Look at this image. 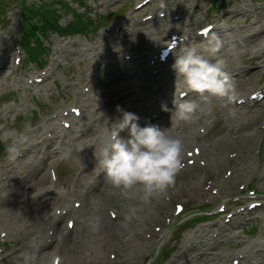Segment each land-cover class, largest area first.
<instances>
[{"label":"rangeland","instance_id":"374dc122","mask_svg":"<svg viewBox=\"0 0 264 264\" xmlns=\"http://www.w3.org/2000/svg\"><path fill=\"white\" fill-rule=\"evenodd\" d=\"M33 1L41 3L47 2L55 6L56 8L62 6V10L59 11L60 23L62 26H65L72 20L73 13L66 9L67 6L63 5L64 2H60L57 0H27V2L29 3ZM66 1H68L72 5V7L76 9L77 13L83 14V12H87V14H90L91 17L86 14V16L89 18V21L92 22L94 20V25H100L102 27L97 32H95L94 29L88 30V32H86L87 35L85 34L86 37L84 35L77 37H63L58 35L56 32L48 35L47 39L44 40V45L46 46L45 52L46 54H48V57L46 63H44V66L42 68H45L46 65L47 68L45 70H48L49 67H52L54 71L53 78L48 79L45 83H42L39 86H34V84L28 85V83L24 79L17 85H15L11 80H8L7 83L10 86L9 88L5 87L4 85L6 81L2 84V86H0V132L8 131L11 134L8 139L0 142V167H2L5 161H7L4 156V150H2V148H5V145L10 142L12 137L18 136L19 134L23 133L28 137L27 142H32L34 140V130L38 127H44L46 125L45 124L42 126V124L47 121L48 115L57 110H65L66 108H69V106L72 105V99L75 96L79 95V92L82 89V84H86L92 81V83L95 85V91L93 92L92 96L97 99L101 95L102 99H106V97L104 96L105 89H109L110 87L112 89H117L119 88L118 82L120 80L133 79L135 75L128 77L125 74V77L124 72L125 70H127V67H131V63L134 61V59L125 62V65H123L122 63L111 69L109 68L110 73L114 71H116V73L110 79L108 78L105 81L106 85L104 87L105 89L103 90H101L98 82H94V76L92 75V73L97 68L96 62L100 59L99 57L106 51L109 55L115 53V50H121L120 48L123 47L125 49L123 53L129 52V54L133 55L134 58H136V56H140V53L142 54L148 51V47L144 46L147 45L149 39L152 40V36L149 35L148 32L152 30L157 31L160 27L165 26L166 20L158 19L156 17V19L147 22L145 25H142L140 21H142L141 18H143V16H145L149 12L156 13L155 9L159 10L158 4L163 1L165 2V5L167 3L171 9L176 7L179 11H183V14L181 15L183 16L182 21L184 27H186L187 25L189 26V24L191 23H194L197 26H199L200 23H203L206 17L204 15L206 10L211 5H213L214 9L218 8V18L221 19V17L223 16V20H221V26L223 29L221 37L226 40L225 44L228 43V41H235L234 43L232 42L233 44H235L233 46L231 45L227 47V45H223L225 46V48H231L234 55L232 57V61L238 62V64L242 68H253L256 64H258V59L260 58V56H257L254 60L252 59V56L254 54V38L249 37V35L250 33H257L259 32V30H264V0H184V2H180V0H155L156 2L145 9V11H142L143 13L140 12L138 14L134 7L136 3L139 2V0H82L84 3L82 7H79L77 3H72L71 0ZM20 3L21 0H0V61H5L7 62V64L9 63L8 65L11 66L14 65L15 62L12 63V61L15 59L14 53L17 50L19 56L24 59L23 72H27L29 75H38L39 73L37 70H35V65L28 64L27 55L22 51L20 52L17 47L19 44L20 36ZM235 10H239L240 12L236 14ZM217 12L212 14L210 18L213 19ZM118 13H123V16L117 20L115 18L117 16L116 14ZM124 19H131L137 23L136 27L138 33L136 35L133 34L129 37L128 33L124 34L122 32L118 34V32H116L115 30L108 31L110 27H113L116 23L121 22ZM105 26L108 27L105 28ZM190 28L191 27H187V29ZM109 32H111V34ZM220 33L221 32L218 31L215 35L219 37ZM258 37H260V39L263 38L262 36ZM256 39L258 42L259 39ZM74 42L77 43L73 44ZM141 46H144L143 49L140 48ZM241 54H245V56H241ZM260 55H264V49ZM138 65L139 63L134 64V66ZM20 74L22 75V78L27 75L25 73ZM27 79L29 80V77H27ZM105 79L106 78H103L102 81H104ZM141 82L145 84L149 83V81L145 79ZM257 84L258 83H255L253 85ZM2 89L6 90V92H2ZM116 101H121V98L118 97ZM106 102H108V99H106ZM130 103L136 104V101L132 100L129 102V100H126L125 105L128 106ZM97 108H100V106H97ZM116 114V109L113 108H109V110H102V115L105 116L113 117L114 115L116 117ZM86 117H89V115L86 114L85 118ZM263 118L264 115H258L253 119L249 118V123H247V125L244 124V126H246L247 128L255 126ZM96 123L98 124V122ZM106 123L107 122H105L103 125H106ZM222 123V119H219L218 126H221ZM229 129L230 128L225 129L224 132H229ZM219 132L220 130H218V133ZM100 134H104V131H100ZM106 136L107 133L104 139L106 138ZM104 139L101 138L100 141ZM212 141L215 142V139ZM72 143L73 140L70 139L67 142V145L61 146L64 150V154L61 155L60 158L63 161L60 160V165L57 166L59 176L62 177L60 179V182L62 183L58 188L63 190H65L67 187L66 183L69 182L70 175L72 174V177L74 176L72 171V166L74 167L75 165L72 162L75 156L74 151L76 153H79L80 155H82L86 151L81 143H77L74 145ZM56 147L59 148L60 144L59 147ZM261 153H263V151ZM214 156L215 155H213L212 158L207 157L206 160H211L217 157ZM43 169H45V167H43ZM94 169H97V166ZM258 173H256V176L253 177L248 178L246 176L245 179L238 177L232 187L222 188L223 191L219 189L217 183H215L216 185H207L210 180H214L213 178H204L203 180H201L200 184H198V188L196 189V191H193L188 196L189 199L188 202H186L187 205H184V212H187L186 215H183L182 217L181 215L183 213H179L178 215L176 214L175 204L184 201V199H170V196L168 195V208L171 205L172 213L175 212L176 215L168 217L171 218L170 220H166V218H163V220H161L160 222L156 221L154 223V226L159 224L158 226H156L158 237L153 239L154 243L149 249H147L146 255L144 256L145 258L143 259L141 264H174L173 261H175L176 258L180 257L177 256V254H179L182 246L185 245V242L182 241V239L186 238L188 234H190L198 227H201L202 225H211V222L202 221L194 226V223L198 219V216L205 212L204 210H206L207 208H214L213 210L217 211V208L220 209L221 207L225 206L226 210L223 212V215L218 218V220L221 219V221L226 214L232 213L236 209L243 208L237 207L239 204L236 203H232L230 206H228L222 203V199L214 200L212 205L206 206L205 203L210 200L209 197L211 194L213 195L215 193L227 192V190L229 189L228 191H232V195L239 194L242 196H247L249 198V201H251L252 199L254 200L263 198L262 196H257L254 194V189H256L257 192L264 194V186L259 185V175L261 176V174L260 172ZM173 188L174 187L171 185L166 192L169 193V190L171 192ZM206 191L209 193H207ZM166 194H162L161 197ZM4 195L8 196V191H5ZM196 196L200 198V200L198 202L191 201ZM63 199H67L66 203L72 206L75 197L67 196L66 198L65 195ZM120 199H122V202H126L124 198L120 197ZM235 199L236 198L226 200V202L229 203ZM249 201H245L244 204L248 205ZM65 204L58 202L55 203L54 206L51 207V214L53 213L54 208H62L63 206H66ZM8 208L9 207H6L5 209ZM4 211L5 210H3V212ZM107 211L108 208L106 209V215H108ZM125 217L126 215L121 213V216H119V220H124L125 222H127V219H125ZM66 220H64L62 223L64 228H66ZM213 222L215 223L216 220ZM127 225H130V223L127 222ZM146 225L148 227L149 223H147ZM149 226L151 228H154L153 225ZM253 226L256 227L257 230L252 236L247 235L246 232L248 228ZM141 228L142 227L138 226V228L136 229V233L141 230ZM242 228L245 229L244 232L246 236L240 235V237H238L237 239L240 238L239 241H245V243L242 245L243 248H237L236 243L238 241H235L232 238V241L229 242L228 245L226 244L221 247L219 246L217 249H214L212 251V256L214 257V259L211 263L231 264V258L233 256H229V254L243 250L245 247L249 248L250 252H253V250H257L258 246H260L259 242L262 243L264 241V229L262 228L261 222L258 220L250 221L247 226H243ZM127 229L130 230V227H128ZM3 234L4 233H0V251L3 250L4 252L0 253V258L1 256L6 257V260L2 262L0 261V264H8L11 258L17 256L18 253H20L25 248L27 242L31 240V237L27 236L24 240H16L13 237H2ZM114 235L116 237L122 236L120 232L117 231V228L114 232ZM125 236L126 237L123 242L125 251H130L132 250L131 248L134 249L135 243L136 245H140L141 243H143L142 236L138 238L139 241L134 238L129 239L128 233L125 234ZM4 240L5 242L3 243L2 241ZM110 247H112V245H110ZM110 250L111 249L105 250L102 256L96 255L99 258H95L93 259V261L97 262V264H121L118 261L114 260L115 258H117L116 252H112L109 254ZM47 251H50V256L48 257V263H50V260L52 259L54 254H57V251H55L54 247L52 246L48 248ZM96 251V249H93V254L97 253ZM166 251H169L168 256L165 255ZM53 252L54 254H52ZM58 252L59 256L60 254L62 256L64 251L59 250ZM103 256L104 258L101 261V257ZM34 264L36 263L34 262Z\"/></svg>","mask_w":264,"mask_h":264},{"label":"bare ground","instance_id":"6f19581e","mask_svg":"<svg viewBox=\"0 0 264 264\" xmlns=\"http://www.w3.org/2000/svg\"><path fill=\"white\" fill-rule=\"evenodd\" d=\"M180 2H184V0H180ZM175 14H182V11H179L176 8ZM170 23V21L167 22L166 27H161V30H158L157 32L154 30L150 32V35L155 36L152 39V43L149 46H152L153 48L161 41L162 38L165 37L167 26ZM175 25H173L174 27ZM159 35V37H158ZM254 44H256L259 49L262 50L264 42L258 43L257 41H254ZM2 50V49H1ZM260 50V51H261ZM104 54V53H102ZM219 55L223 56L227 62H231L232 55L230 52H228L227 49L224 47L221 48ZM104 60L101 61V64H104ZM97 64H100V61H97ZM239 77L234 80V89L237 93H242L247 87V83L250 81H254L258 76L261 77L262 70H238ZM170 76V75H169ZM169 76H162L161 74L158 75L155 78V83L157 86H159V92L155 93L154 88L155 84H149L143 88V91L146 92L144 96L131 94L127 95L123 98L130 97L136 100H139L140 106L138 109H145L148 110L151 104L153 105H161L162 103H165L164 98L169 96L171 93L170 88L172 85V91H174L177 87L181 86L180 84H171L166 79ZM98 81H101L100 78H97ZM119 88L112 89L111 87L109 89H105L104 86L101 88V90L105 89V97L108 99V102H106V99H102L101 95L97 99L98 104L104 106V109L109 110V108L116 109L117 101L115 100V97L124 91V89L131 85L132 82H126L125 80H120L119 82ZM153 87V88H152ZM190 97V96H189ZM242 97V96H241ZM193 100H196V102L200 105H204L205 100H203L200 97H193ZM218 100V99H216ZM238 100L234 102L231 106L232 109H237ZM92 101V100H91ZM214 101V100H213ZM212 101V103H213ZM218 102L213 103L214 104ZM123 100L120 104L122 107ZM243 104V103H242ZM119 105V104H118ZM200 105V106H202ZM218 107V105H217ZM241 107V106H240ZM264 109V104H263ZM261 108L260 110L263 111ZM218 110L220 111V108L218 107ZM226 111V110H221ZM256 112V111H255ZM264 112V111H263ZM260 114L247 116L248 118H255ZM119 113H117L116 116H118ZM170 115H166V122H164L162 125L165 127L170 126ZM224 114H222L223 116ZM264 115V114H263ZM99 124L98 128L101 130L103 128V123L107 122L108 120L114 119V116H104L100 115L99 117ZM181 128L186 127V122L179 121ZM234 123L236 124L235 120H230V122L226 125H223V128L229 127L232 128L234 126ZM264 124V122H262ZM169 131L172 134H175V130L173 129V126L169 129ZM249 131V130H248ZM262 133V132H261ZM98 133L94 132L93 137L95 141H98L103 135L97 136ZM65 138V137H64ZM257 139H259V136H253L249 138L239 139L235 140V149L241 150V151H249L250 147L254 143L257 142ZM212 141L209 139L208 141H205L202 143V155L206 157H212L215 155V152L213 149H215L218 153L217 156L221 159L222 167L224 165H227L231 163V161L224 160L225 153L224 154V146L226 144V140L221 141L220 144L211 143ZM47 142L46 139L42 141V145L44 146ZM81 142L80 140H75L73 144ZM189 143V139H183V146H186ZM258 143V142H257ZM226 147V146H225ZM40 147L39 149H41ZM91 150V149H89ZM88 150V151H89ZM32 150H30L26 155L25 159L22 160L24 164L21 163V165L27 169L28 176L26 178H23L22 180L17 182L16 190L14 191L13 195L9 198L0 197V230H3L4 232L8 233V236L15 238L16 240H24L26 237H31L32 241L35 240V243L37 245L35 256L38 258L34 260L36 264H52L53 258L50 260V263H48V257L50 256V251H47L48 248L51 246L54 247L55 251L63 250L62 263L59 264H97V262H94L93 259L99 258L98 256H102L105 250H110L109 254L112 252H116L117 258L114 260L118 261L121 264H141L144 256L146 255L147 249H149L152 244L154 243L153 239L155 233L154 230L149 225H153L156 221H161L163 218L172 216V210L171 205L168 208V201L170 196V199H184V201L181 202H187L188 196L193 191H196L198 188V184H200L201 180L207 177L211 178H217L219 179L220 170L222 167L218 164H214V162L209 161L207 162L205 166L200 165V167H195L189 170H186V172L181 175L179 173L178 175L174 176L173 183L171 184L174 188L169 193H164L166 195H163L162 197L159 196L157 198H154L149 204L147 205H139L136 201H128L122 203V201H112L111 203H108L109 198L108 196H111L112 193H114L111 189L107 188L110 187L106 180L103 179L102 181H92L90 183H86L85 177H78L74 182H68V189H67V196L69 197H78L82 198L84 196H87V199L82 200V208L79 210L74 209L73 207H70L69 204H67V199H58L56 197H49L47 199L46 196L42 195L39 196V192L43 191L40 190L42 187L49 186L50 180H48L47 175L40 173L38 174V171L40 170V164L33 163L30 160V154ZM64 154V153H63ZM47 155V154H44ZM71 157V154H70ZM86 157V155H85ZM90 159V156H88ZM56 161L62 160L60 158V155L56 156L54 158ZM19 160H15V166ZM20 165V166H21ZM13 172H16V168L14 167ZM251 175L252 171H238V177L239 178H246V174ZM264 176V174H263ZM237 178V175L235 176ZM11 180L14 179L13 174L10 175ZM62 182H60L61 184ZM218 183H222V188H229L234 185L233 180H227V179H219ZM261 183L264 184V177H262ZM52 185V184H50ZM51 187V186H50ZM81 187H84V189H81ZM111 188V187H110ZM48 191V188L45 189ZM107 192L106 197L104 196L105 192ZM34 192L36 195H34ZM50 192V191H49ZM120 196V195H119ZM65 197V196H64ZM184 197V198H183ZM115 198V194H114ZM197 198V196L195 197ZM62 203L65 204L68 208V214L76 218V226L69 230L67 228H64L62 226L63 219L60 216H56L55 214H49V206L51 204L55 203ZM264 204V203H263ZM6 207H9L8 209H5ZM107 207H110V209H116L118 213L121 215L123 213L124 215H129L128 209L129 207L135 208V213L131 214V218L127 219L126 221L130 223V225H127V228L130 227V230L127 228L120 227L116 222L111 219L109 216H107L106 209ZM3 210H5L3 212ZM256 210V208H255ZM257 215H260V211L257 209L255 211ZM241 214V212H240ZM95 217H99V226L95 230L92 229V227L86 223V221L93 219ZM264 219V217H263ZM126 222V223H127ZM147 223H149L147 227ZM159 225V224H158ZM139 227H142L141 230H139L136 233V229ZM49 227V228H48ZM147 227V228H146ZM46 228H48L47 233ZM117 228V231L120 232L122 236L116 237L114 235V232ZM226 228H233L232 226H228ZM49 229L54 230L52 241L49 240ZM148 231V233H151L149 238H147V235H144L145 232ZM150 231V232H149ZM202 231V230H201ZM210 230L207 229L205 231V244L203 246H199L200 243L203 242V240L196 236L192 239V243L195 244L196 249H205L201 251L198 255H190L187 253H184V251H181L177 258L176 264H210V262L213 261L214 257L210 253L211 250L215 249L218 244H222L221 241H214V237L210 235ZM212 231H217V228L212 229ZM45 232V233H44ZM128 233L129 239H136L140 238L142 236L143 243L140 245H136L134 249L130 251H125L124 248V239L125 234ZM234 235V234H233ZM139 241V240H138ZM218 244H217V243ZM123 243V244H122ZM140 243V242H139ZM112 245V247H110ZM206 247V248H205ZM93 249H96L97 253L92 252ZM259 253L256 254L255 260H252L248 252H246V255L248 257V260L246 261L247 264H264V244L258 246ZM21 252H26L30 254L32 252V248L29 246V242H27L25 248ZM20 252V253H21ZM18 253L17 256L11 258L8 262V264H24V258ZM54 254V252L52 253ZM52 256V255H51ZM261 256V259L259 260L258 257ZM104 256L101 257V261L103 260ZM4 260L6 258L4 257ZM100 263V262H99Z\"/></svg>","mask_w":264,"mask_h":264},{"label":"clouds","instance_id":"9594fccd","mask_svg":"<svg viewBox=\"0 0 264 264\" xmlns=\"http://www.w3.org/2000/svg\"><path fill=\"white\" fill-rule=\"evenodd\" d=\"M222 47V40L213 34L207 37L204 45L203 52L207 55L198 51L196 46L181 49L179 55H174L171 65L175 81L177 78L182 79L186 88L199 97L232 100L234 83L230 74L224 70L226 62L219 55ZM172 104V109L165 103L161 104L163 111L171 113L168 127L155 123L141 126L136 113L117 105L116 112L119 115L109 123L107 140L100 146L98 153L94 149L96 166L104 173L106 183L125 200L136 201L139 205L149 204L167 191L175 173L183 167V140L169 129L179 121H191L194 114L203 109L196 100L184 99V94L178 100L174 93ZM10 135L8 131L0 132V142ZM27 140L28 137L23 133L13 136L5 145V158L15 160L20 154L21 145ZM128 212L125 219L131 218L135 208L129 207ZM99 221L100 218L95 217L86 223L95 230ZM29 246L32 248L30 254L20 253L24 264H34L37 248L34 239L29 241Z\"/></svg>","mask_w":264,"mask_h":264},{"label":"trees","instance_id":"16d2710c","mask_svg":"<svg viewBox=\"0 0 264 264\" xmlns=\"http://www.w3.org/2000/svg\"><path fill=\"white\" fill-rule=\"evenodd\" d=\"M38 13H40L42 16H43V21H44V23H45V17L47 16V15H52L53 14V16L55 15L54 14V11H51V10H47V11H42V12H40V11H37ZM47 14V15H46ZM55 19V18H54ZM56 21V20H55ZM49 23H50V25H45V26H43V27H41V29L43 30V31H45V30H47L48 28L47 27H50L51 26V28H52V26L54 25V23L53 24H51L52 22L51 21H49ZM56 23H57V21H56ZM37 27H35L34 29H36Z\"/></svg>","mask_w":264,"mask_h":264}]
</instances>
